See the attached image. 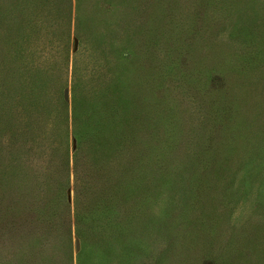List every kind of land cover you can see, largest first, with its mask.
I'll return each instance as SVG.
<instances>
[{"label": "rangeland", "instance_id": "1", "mask_svg": "<svg viewBox=\"0 0 264 264\" xmlns=\"http://www.w3.org/2000/svg\"><path fill=\"white\" fill-rule=\"evenodd\" d=\"M197 1L71 0L68 16L62 0H0V78L18 67L24 77L22 67L33 66L28 73L34 82L27 98L30 111L22 115L29 118L32 112L36 124H45L38 122L46 117L44 108L60 95L64 99L67 88L69 133L71 114L84 133L96 117L82 93L98 90L97 82L127 106L120 119L128 117L135 134L125 155L117 156L110 146L105 151V135L93 156L102 164L99 173H107V187L124 179L134 206L145 213L137 230L146 245L145 264H264V0H234L228 13H211L213 22L205 25L193 14ZM250 48H256L253 57H248ZM76 49L81 50L80 81L73 89ZM154 67L165 73L157 91L150 90L148 81ZM120 119L108 128L118 131ZM0 123L3 150L15 148L7 117ZM50 130L51 125L42 126L34 135L47 137ZM27 141L29 149L34 144ZM202 145L210 149L204 170L190 162V150ZM25 170H4L0 181L7 225L22 220L11 212L25 204L22 195L28 199L36 190L37 174ZM194 177L196 200L194 192L181 189ZM54 229L60 235L57 252L52 247L41 251L39 237L22 252L13 241L21 235L5 231L0 264H23L28 256L35 257L34 264H113L125 253L123 244L133 252L131 241H102L88 231L68 237L64 226ZM163 236L167 250L153 253L156 238Z\"/></svg>", "mask_w": 264, "mask_h": 264}, {"label": "trees", "instance_id": "2", "mask_svg": "<svg viewBox=\"0 0 264 264\" xmlns=\"http://www.w3.org/2000/svg\"><path fill=\"white\" fill-rule=\"evenodd\" d=\"M16 1L25 2V0ZM62 1L67 8L68 16H70L71 0ZM233 1L199 0L195 4L193 14L196 20L203 22L205 25L211 19V13H228V10L232 9ZM121 21V19H118L119 23ZM210 21L213 22L212 19ZM190 30H193V28ZM182 31H185V29H182ZM85 50L90 52L92 47L87 44ZM255 51L256 48H250L248 57H253ZM80 52V49L74 51L76 55L74 54L75 58L71 63L73 89H76L80 81L76 76L77 57ZM149 54L154 56V59L151 60L156 62V56L151 52ZM167 60L169 64L172 62L171 58L167 57ZM65 64L67 70L69 65L67 62ZM171 66L172 63L170 69ZM19 68L9 76L0 78V119L1 117H7L10 123L9 128L14 134V142H16L15 148L5 151L0 141V181L2 182L4 170L9 171V173L19 172V174H22V172H26L27 169L25 170V168L30 167L37 174L34 176L36 190L34 196L28 199H26V195H22L21 198L25 201V204L21 205V209L18 211L11 212L12 215L16 214L22 219L19 223L7 225L3 221V213L0 207V235H7L8 233H5V231L13 233L14 236L20 234L22 238L19 237L18 240L13 241L16 242L22 252L26 251L28 243L32 246L33 240L37 242L38 237L41 240L39 246L41 251L44 252L48 247H52V250L57 252L60 235L58 229H54V227L64 226L66 228L64 235L68 237L72 232L80 237L82 233L88 231L94 236L104 238L102 241L107 238L117 241H131L133 243L131 252H133L128 253L130 247L123 244L125 253L121 254L122 257L118 263L113 264H131V262L133 264H145L146 262L142 261V258L143 254H146L144 253L146 245L142 240L143 235L140 237V232H137L144 220L145 213L139 207L134 206L131 192L127 193V190L124 189V184H126L123 182L124 179L120 178L116 185L113 184L109 188L107 187L106 178H104L107 173H99L98 170L102 164L94 160L93 156L97 144L105 135H108V147L105 151L110 146L112 152L117 156L125 155L126 150L124 148L132 142L135 134L130 127L129 118L123 117L120 119L122 114H126L125 109H127V106L122 104L119 99H115L109 86L101 87V82H97L95 86L98 90L91 87L88 90L84 89L86 91L82 93V96L88 100L86 104L90 107V111L93 110L96 114V117L92 118L89 128H85V133L78 131L79 121H75L76 119L72 114L71 125L73 130L71 129L70 133L68 132L72 109L64 101L62 95L54 99L50 107L44 108L46 117L38 122L42 121L45 124L38 122L36 124L35 119L38 116L35 117L32 112L27 115L29 118H24V115H22L23 112L30 111L27 98L28 95H31L34 82L28 80V73L32 71L33 66L25 65L22 67V72L26 74L24 77L22 74L18 75ZM172 70L175 71L174 67ZM164 74L158 67H154L150 71L148 81L151 91H157L156 85L161 83L160 79ZM72 103L71 108L74 110L73 100ZM43 107L44 105L41 106V108ZM147 116L151 120L152 116ZM118 119L121 120L122 125L117 131V129L112 128ZM207 119H209L208 115ZM110 123H112V128H108ZM49 125H51V132L47 137L34 135L36 129L40 130L42 126ZM59 136H61V139H59ZM45 139H48V142ZM27 140L34 144L29 149L25 144V142H28ZM68 143L72 144L71 149L68 148ZM202 146L190 150L192 155L190 162L197 169L204 170L208 168L210 163V160L206 158L210 149L205 145ZM159 150H161L160 147ZM89 152L92 157H90ZM71 175H73L72 187L70 186ZM197 181L198 178L194 177L190 182H187V185H181L182 191L194 192L193 199L195 200L197 198L195 193ZM201 189L203 188L201 187ZM71 192L73 195L70 199L69 194ZM12 239L17 238L12 237ZM156 239H159V246L157 247L158 250L155 247L153 253H164L167 250V239L165 241L164 236ZM103 243L105 244V242ZM21 246H23V249ZM39 254L42 255V253ZM49 254L52 255V253ZM53 255L56 254L53 253ZM130 257L133 258L131 262L129 261ZM34 258V256L26 257L23 264H34ZM66 264H71V260L67 261Z\"/></svg>", "mask_w": 264, "mask_h": 264}, {"label": "water", "instance_id": "3", "mask_svg": "<svg viewBox=\"0 0 264 264\" xmlns=\"http://www.w3.org/2000/svg\"><path fill=\"white\" fill-rule=\"evenodd\" d=\"M63 95H64V99L67 100V97H68V89L67 88L64 89ZM74 244H75V249L78 250L80 248V242H79L78 238H75Z\"/></svg>", "mask_w": 264, "mask_h": 264}]
</instances>
